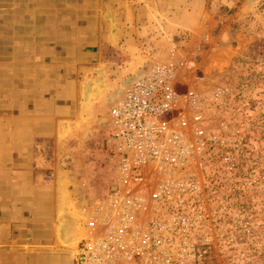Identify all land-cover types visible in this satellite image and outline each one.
Returning a JSON list of instances; mask_svg holds the SVG:
<instances>
[{
	"label": "crops",
	"instance_id": "0c3cea01",
	"mask_svg": "<svg viewBox=\"0 0 264 264\" xmlns=\"http://www.w3.org/2000/svg\"><path fill=\"white\" fill-rule=\"evenodd\" d=\"M135 2L0 0V264H73L58 215L74 211L85 236L110 182L99 176L92 189L80 157L98 145L106 109L139 64ZM98 67V97L82 107V81Z\"/></svg>",
	"mask_w": 264,
	"mask_h": 264
},
{
	"label": "rangeland",
	"instance_id": "374dc122",
	"mask_svg": "<svg viewBox=\"0 0 264 264\" xmlns=\"http://www.w3.org/2000/svg\"><path fill=\"white\" fill-rule=\"evenodd\" d=\"M133 15L136 68L169 64L174 91L193 96L215 136L194 182L199 211L135 221L164 225L167 264H264V0H136ZM107 127L80 157L92 189L111 175Z\"/></svg>",
	"mask_w": 264,
	"mask_h": 264
},
{
	"label": "built area",
	"instance_id": "2783aa9c",
	"mask_svg": "<svg viewBox=\"0 0 264 264\" xmlns=\"http://www.w3.org/2000/svg\"><path fill=\"white\" fill-rule=\"evenodd\" d=\"M171 78L169 64H142L106 109L110 182L87 216V234L75 244L73 264H167L164 225L137 223V214L199 211L194 182L201 151L215 136H206L195 99L175 92Z\"/></svg>",
	"mask_w": 264,
	"mask_h": 264
},
{
	"label": "water",
	"instance_id": "95a60500",
	"mask_svg": "<svg viewBox=\"0 0 264 264\" xmlns=\"http://www.w3.org/2000/svg\"><path fill=\"white\" fill-rule=\"evenodd\" d=\"M104 17L109 20V35L112 40L115 39V33H116V23L113 19V17L110 14L109 9H106ZM94 72V76L92 79L89 78V74H86L85 78L82 81V87H81V98H80V106L84 107L87 105V102L95 99L98 97L99 94V88L102 86V80L99 79V74L101 73V68H94L92 69ZM118 92L120 91V88H117ZM112 101V100H111ZM84 200H81L80 202H83ZM58 218L60 220V228H59V236L61 235V229L63 227V224L65 226L63 229L66 231V228L70 230V222L68 220V217L64 216L63 213H59ZM61 237V236H60Z\"/></svg>",
	"mask_w": 264,
	"mask_h": 264
},
{
	"label": "bare ground",
	"instance_id": "6f19581e",
	"mask_svg": "<svg viewBox=\"0 0 264 264\" xmlns=\"http://www.w3.org/2000/svg\"><path fill=\"white\" fill-rule=\"evenodd\" d=\"M66 217H68V220L70 222V230H69V228H68V230L66 228V231L64 229L61 230V239H62L63 244L68 245V246H70V245L75 246L78 239L81 238L82 233L79 229V224H78L77 218H75V215L70 214L68 216L66 215Z\"/></svg>",
	"mask_w": 264,
	"mask_h": 264
}]
</instances>
